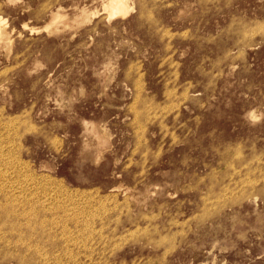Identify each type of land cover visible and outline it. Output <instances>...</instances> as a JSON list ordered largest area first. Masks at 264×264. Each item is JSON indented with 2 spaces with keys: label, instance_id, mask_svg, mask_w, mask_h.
Instances as JSON below:
<instances>
[{
  "label": "rangeland",
  "instance_id": "374dc122",
  "mask_svg": "<svg viewBox=\"0 0 264 264\" xmlns=\"http://www.w3.org/2000/svg\"><path fill=\"white\" fill-rule=\"evenodd\" d=\"M107 2L0 0V264H264V0Z\"/></svg>",
  "mask_w": 264,
  "mask_h": 264
},
{
  "label": "bare ground",
  "instance_id": "6f19581e",
  "mask_svg": "<svg viewBox=\"0 0 264 264\" xmlns=\"http://www.w3.org/2000/svg\"><path fill=\"white\" fill-rule=\"evenodd\" d=\"M113 1L114 0H108V2L107 3H105L104 5H107L106 7H104L103 9H108V10H115L116 11V9H118V8H120V4H114L113 3ZM145 13H147V12H145ZM139 15H140V13H139ZM143 15H145V14H143ZM150 15V14H149ZM109 16V15H108ZM142 16V15H141ZM110 17V16H109ZM146 18V17H145ZM151 20V19H150ZM149 20V21H150ZM3 23V22H2ZM1 23V19H0V25L2 24ZM32 31H33V29H32ZM30 32H31V30H30ZM123 194V193H122Z\"/></svg>",
  "mask_w": 264,
  "mask_h": 264
}]
</instances>
